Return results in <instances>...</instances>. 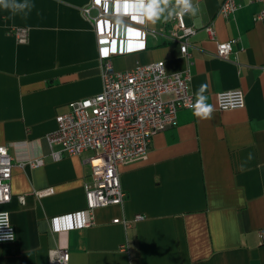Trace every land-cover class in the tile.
<instances>
[{
	"label": "crops",
	"instance_id": "0c3cea01",
	"mask_svg": "<svg viewBox=\"0 0 264 264\" xmlns=\"http://www.w3.org/2000/svg\"><path fill=\"white\" fill-rule=\"evenodd\" d=\"M234 1L238 9L224 18L221 0H194L198 14L182 16L195 28L188 60L168 40V21L144 26L121 10L124 0H32L26 18L0 9V145L13 164L11 200L0 209L16 236L0 243V264H50L58 248L68 264H264V19L255 20L264 0ZM92 3L104 14L94 23L82 14ZM15 27L28 30L25 43L10 35ZM231 40L229 57H217V43ZM106 49L117 71L162 61L168 74L188 72L194 99L206 84L215 111L202 120L179 110L143 157L118 167L124 202L65 231L62 217L85 210L92 152L53 160L58 147L47 136L70 102L101 91ZM226 90H241L244 107L219 110L216 96ZM38 158L42 165L32 167ZM136 214L143 219L128 227L113 222Z\"/></svg>",
	"mask_w": 264,
	"mask_h": 264
},
{
	"label": "built area",
	"instance_id": "2783aa9c",
	"mask_svg": "<svg viewBox=\"0 0 264 264\" xmlns=\"http://www.w3.org/2000/svg\"><path fill=\"white\" fill-rule=\"evenodd\" d=\"M260 3L262 0H249ZM238 9L234 0H221L219 15L228 18ZM96 10V16L91 11ZM85 19L97 22L104 17L103 12L94 3L82 8ZM264 19V10L255 16V20ZM149 22L145 20L142 24ZM210 39H215L212 23L204 26ZM17 42L27 41L28 30L23 27L10 29ZM195 28L188 26L182 17L168 20L167 38L179 44L180 53L188 60V39ZM110 33L99 35L101 44L108 46ZM234 41L219 42L216 56L227 59L232 53ZM101 91L93 96L70 102L69 109L55 118L56 129L47 136L53 160L63 156H78L90 151L87 158L91 182L85 185V210L63 216L65 231L87 227L92 223L91 212L108 205H121L125 193L121 188L118 167L133 159L143 157L152 137L176 123L177 112L192 109L195 101L190 91L188 72L168 74L164 62L157 61L131 69L117 71L110 61L108 50L100 53ZM219 110L243 108L245 97L241 90H226L216 96ZM32 167L42 165L38 158L30 162ZM13 164L7 147L0 145V206L11 200V177ZM22 200V198H20ZM143 216L136 214L132 219H115L113 222L128 227L139 222ZM54 229L57 230L56 226ZM10 236V238H8ZM15 229L11 224L8 211L0 209V243L14 242ZM258 238L264 244V227L258 231ZM69 254L65 248L51 252L50 264H68Z\"/></svg>",
	"mask_w": 264,
	"mask_h": 264
},
{
	"label": "clouds",
	"instance_id": "9594fccd",
	"mask_svg": "<svg viewBox=\"0 0 264 264\" xmlns=\"http://www.w3.org/2000/svg\"><path fill=\"white\" fill-rule=\"evenodd\" d=\"M34 7L32 0H0V9L9 11L13 16L26 18ZM120 7L124 13L135 14V19L141 24L145 20L155 24L184 15L194 17L199 12V6L194 0H174V3L173 0H124ZM206 88V84H201L195 93V101L190 104L193 114L202 120L212 119L215 111L214 106L208 103Z\"/></svg>",
	"mask_w": 264,
	"mask_h": 264
}]
</instances>
